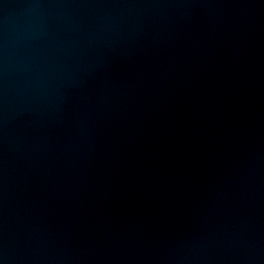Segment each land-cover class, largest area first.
Segmentation results:
<instances>
[{"label": "water", "instance_id": "obj_1", "mask_svg": "<svg viewBox=\"0 0 264 264\" xmlns=\"http://www.w3.org/2000/svg\"><path fill=\"white\" fill-rule=\"evenodd\" d=\"M0 264H264V12L0 0Z\"/></svg>", "mask_w": 264, "mask_h": 264}]
</instances>
